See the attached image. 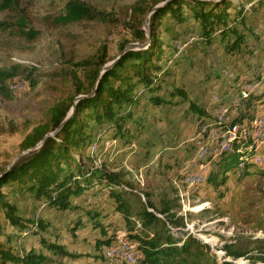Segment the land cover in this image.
Wrapping results in <instances>:
<instances>
[{
    "label": "rangeland",
    "instance_id": "1",
    "mask_svg": "<svg viewBox=\"0 0 264 264\" xmlns=\"http://www.w3.org/2000/svg\"><path fill=\"white\" fill-rule=\"evenodd\" d=\"M12 1L14 8L0 13V21L17 23L25 17L29 26L26 30L38 32L35 41H28L24 37H16L13 29L0 31V70L12 74V78L6 82L5 94L8 98L0 95V122L6 125L14 123L22 129L28 121L42 120L50 106L67 100L75 93L73 73L86 86L90 84V68L79 67L80 63L92 62L96 66L107 48L108 65L118 59L128 46L146 42L136 41L133 30L140 26L141 21L140 29L148 33L153 13L137 16L132 10L133 6L145 1L147 7L155 4L158 7L172 0H78L104 13L116 14L119 20L116 23L81 21L59 28L47 26L45 18L64 14L66 4L73 0ZM232 1L238 3V0ZM250 18L252 25L264 35V6ZM145 22L148 28L144 26ZM164 24L174 27L168 20ZM197 29L194 23L189 22L182 25V31L175 25L173 31L178 32L179 39L182 37L178 41L183 42L175 41L178 49L176 56L172 47L167 45V58L162 66L170 73L163 76L160 82L163 87L160 95L171 98L173 103L153 105L147 100L148 94L143 93L142 86L139 87L138 95L142 94L143 102L134 111L137 124L130 126L131 136L125 140L115 139L106 125L93 123V131L90 132L93 143L86 152L89 154L77 157L87 167L94 165L127 173L126 181L133 188L134 211L147 201L144 193H152L153 199L158 201L163 192L174 198V188L177 187L182 210L180 215L187 217L186 231L204 243L208 242L219 263L225 257L221 247L226 243H236L239 247L244 245L253 249V253L247 256L253 258H240L235 263L264 264L257 253L258 248L263 246L258 240H264V178L258 173L263 168L251 164L247 177H237V172H229L227 184L221 186L207 182L201 187L186 186L182 179L176 182L178 175L181 174L182 178L184 170L198 162L197 145L204 142L215 147L218 144L216 140L211 139L210 142L205 138L217 126L218 111L220 114L227 111L226 119L229 122L226 128L232 126L233 117L244 111V103L236 108L235 101L240 98L242 102L248 97L250 93L243 92V82L248 79L256 84L262 75L264 62V41L255 43L249 40L243 44L245 46L241 47V52L231 55L226 46L220 45L219 38L213 45L195 44L196 38L191 35ZM174 87L186 90L189 101H197L201 105L207 103L211 117H204L200 121L190 112L188 101L174 104L180 100L172 96ZM94 90L89 89L79 96L93 97ZM254 93L264 94V82L260 91ZM263 99L255 104L253 121L262 111L264 113ZM245 123H250L248 118L235 125L244 127ZM23 139L22 132L0 135V174L23 154L20 149ZM87 155L94 161L90 162ZM213 158L206 159L207 170L204 168L203 172L206 179L217 168V165L214 166L217 159ZM213 166L214 169L211 168ZM124 188L127 189L126 186ZM10 190L8 186L5 187L6 194ZM14 199L19 201L17 205L25 214L34 215L36 222L42 215L46 217L43 214L44 205L28 212V201L22 204L20 197L8 196L9 201L14 202ZM72 215V218L76 217L75 212ZM0 226L6 233L14 231L1 208ZM138 227L141 228L140 223ZM6 233L0 235V241H5ZM27 235L28 232L23 237ZM39 235L51 241L49 233L44 230ZM23 237L18 240L17 249L22 247ZM76 238V235H72L63 240L67 247H71ZM133 244L138 247V244Z\"/></svg>",
    "mask_w": 264,
    "mask_h": 264
},
{
    "label": "trees",
    "instance_id": "2",
    "mask_svg": "<svg viewBox=\"0 0 264 264\" xmlns=\"http://www.w3.org/2000/svg\"><path fill=\"white\" fill-rule=\"evenodd\" d=\"M144 2L137 3L132 10L135 15L141 17L148 12L153 13L150 22L151 40L145 49L126 52L120 61L100 78L101 70L109 60L108 49L105 48L101 61L96 66L92 62L78 65L90 68L88 73L90 84L86 86L76 73H73L75 93L67 100H61L50 106L42 120L28 121L22 129L14 123L6 125L0 122V135L22 132L24 135L20 144L22 152L35 149L47 134L58 131L55 136L48 137L42 147L23 155L10 169L8 165L0 174V208L3 209L4 218L16 231V233H6L4 243L0 241V264L54 263L51 258L34 250L23 253L15 248L24 233L28 232L26 237L36 236L47 229L48 223L44 219L36 222L34 215L25 214L18 207L17 199H14V202L9 201V195L20 197L22 203L30 202L27 207L28 212L32 209L36 210L38 205H44L50 210L82 211L84 215H79L72 225L73 232L83 225V219L86 217L87 221L99 231L100 236L96 238L99 249L116 246L122 238H126L138 244V250L142 254L139 264H238L234 261L247 258L253 253V249L247 246L239 247L236 243H226L221 247L225 257L219 263L209 244L186 231L187 217L180 215L182 210L177 187L174 188V198L163 192L158 201L153 199L152 193H144L147 201L134 211L133 188L126 181L127 173L122 170H109L106 167L97 168L94 165L87 167L82 159L77 157L85 155L93 143V136L90 133L93 131V123L106 125L115 139L125 140L131 136L130 126L137 124L134 111L143 102L142 94L138 95L139 87L142 86L143 93L148 94L147 100L153 105L173 103L171 98L160 95L163 88L160 82L163 81V76L170 73L162 66L163 60L167 58V45L172 47L176 56L178 49L174 43L182 38L179 39L178 32L173 31L175 25L179 31H182V25L188 22L194 23L198 27L191 35L196 38L195 44L213 45L219 38L222 43L220 45L226 46L231 55L241 52V47H244L243 44L249 40L255 43L264 41V35H261L249 20L252 15L261 11L264 0H238V3L232 0L217 2L172 0L155 11L153 10L157 4L147 7ZM13 8L12 0H0V13ZM118 20L116 14L104 13L78 0L68 2L64 14L45 18L47 26L52 28L69 26L81 21L116 23ZM165 20L174 27H166ZM139 25L138 28H134L133 37L139 42L147 41V33L140 29L141 21ZM27 28L29 26L25 17L17 23L0 21V31L13 29L16 37L35 41L38 32L27 31ZM11 78L10 72L0 70V95L4 98H8L5 94L6 82ZM245 81L252 82L248 79ZM89 89H95V95L79 100L74 115L64 123L77 96L85 94ZM174 89L172 96L180 99L174 104L179 105L188 101L190 112L198 116L200 121L204 120V117H211L207 103L201 105L197 101H189L186 90L176 87ZM263 98L264 94L261 96L256 93H250L245 100L241 98L243 102L245 101L244 111L233 117L232 125L243 123V120L248 118L250 127L256 110L255 104ZM248 139L250 141L246 142ZM233 148L232 152H220L216 158H213V160L217 159L214 163L217 168L209 173L207 183L226 185L229 172H237V177H247L250 174L247 169L251 166L249 161L255 153V142L251 138L237 135ZM87 156L90 162L94 161L89 155ZM197 164L207 166L206 159L198 161ZM241 164L246 165L245 169L241 168ZM258 173L264 178V169L259 170ZM177 181H181V174L178 175ZM6 186L11 189L7 194ZM87 194L102 195L110 207L81 210L74 202L76 198ZM113 215L122 216L123 226L106 223ZM138 223L141 224V228L138 227ZM123 229L126 232H120ZM2 233H5V230L0 226V235ZM122 233L125 234L120 237ZM258 241L263 245L258 248V259L264 262V240ZM41 242L50 252L60 257H80L60 245L46 243L44 239H41Z\"/></svg>",
    "mask_w": 264,
    "mask_h": 264
},
{
    "label": "crops",
    "instance_id": "3",
    "mask_svg": "<svg viewBox=\"0 0 264 264\" xmlns=\"http://www.w3.org/2000/svg\"><path fill=\"white\" fill-rule=\"evenodd\" d=\"M97 190V189H95ZM25 204V203H22ZM29 204H31L29 202ZM74 204L79 206L81 210L83 209H92L95 207H107L110 205L105 201V197L102 195H83L76 198ZM40 205L37 206V208ZM36 208V209H37ZM75 212V216L73 217V213ZM45 213L46 217H40V219H44L48 223V227L44 230L46 233H49L51 241H44L50 244H57L65 248L67 251L74 253L76 255H80L78 258H68V257H60L59 255L53 254L49 251V249L42 244L40 233L38 235H31L25 237L23 239V245L20 249H17L20 252H30L31 250L36 251L37 253L43 254L53 260L54 263L51 264H124L118 260H109L106 258V251L110 249V247H97L96 238L100 236L99 231L96 230L87 218L83 219V225L73 232L72 225L74 224L75 219L79 217V215H84L82 211L80 213L74 210H66V211H58L49 208H45L43 210V214ZM118 217V219H116ZM51 217V218H50ZM39 219V220H40ZM122 219V220H121ZM107 224L113 223L115 226H123V218L120 215H113L108 218L106 221ZM12 227V226H11ZM113 229L115 227H112ZM51 229V230H50ZM125 230H121L120 232H124ZM112 231H109L111 233ZM126 232V231H125ZM6 233V231H5ZM12 233H16L15 229ZM119 233V232H118ZM67 235V236H66ZM76 235L77 238L72 243L71 247H67L63 239L68 238V236ZM84 237L83 239H81ZM32 240V241H31ZM131 242V241H130ZM136 243V242H133ZM137 244V243H136ZM22 253V254H23ZM87 253V254H86ZM104 253V255H103ZM100 256V257H99Z\"/></svg>",
    "mask_w": 264,
    "mask_h": 264
},
{
    "label": "bare ground",
    "instance_id": "4",
    "mask_svg": "<svg viewBox=\"0 0 264 264\" xmlns=\"http://www.w3.org/2000/svg\"><path fill=\"white\" fill-rule=\"evenodd\" d=\"M261 69H262L261 71L262 75L258 77L259 79L257 80L256 84H253L252 82H248V81L243 82L245 83L243 84V87H242L243 92L254 93V92L260 91L261 87L263 86V82H264V62L262 64ZM235 102H236V108H239L244 103L243 101L240 102V98L238 101H235ZM226 113L227 111L225 110H224V113L222 114H220V112L218 111L217 126L212 128L209 134H207L208 137L207 136L205 137L207 141H210V142H212L211 139L216 140L219 145L217 144L215 147L214 146L210 147L209 144H206L204 142H202L201 145L200 144L197 145L198 146L197 155L199 157L198 161L207 159L209 157L216 158L220 152H232L234 149L233 143L235 141V138L237 135H240L242 137L251 138L255 142V153H254L253 158L249 161V165L254 164L264 169V162H262L264 161V113L263 111L262 113H260L259 115L255 117L250 127H249V124L245 123L246 125L244 127H241L240 125H232L229 128H224V126L227 125V123L229 122L228 121L229 119H226L227 118ZM196 166L198 167L196 168ZM214 166L211 168L214 169ZM240 166L241 168H244L246 165L241 164ZM204 168H206V166H202L197 163H195L192 166H189L182 173V178H181L182 182L186 186L187 185L188 186H202L206 182V176L203 174ZM124 244H131L132 250L125 251ZM108 250H111V254H121V256L120 255L111 256ZM106 258L109 260H118L124 264H125V261H128V260L129 262L126 264H139L142 259V254L138 250V247L135 244H133L127 239L122 238V240L119 242L118 245L110 247V249L107 248Z\"/></svg>",
    "mask_w": 264,
    "mask_h": 264
},
{
    "label": "water",
    "instance_id": "5",
    "mask_svg": "<svg viewBox=\"0 0 264 264\" xmlns=\"http://www.w3.org/2000/svg\"><path fill=\"white\" fill-rule=\"evenodd\" d=\"M207 1H210V2H217V1H219V0H207ZM167 3H168V2H167ZM167 3H166V4H167ZM166 4H164V5H162V6H165ZM162 6L155 7L153 11H155L157 8L162 7ZM144 26H145L146 28H148V25H147L146 22L144 23ZM147 36H148V39H147L146 42H144V43H142V44H133V45L128 46V47L125 49L124 53H123L118 59H116V60L113 61L112 63H110V64L104 66L103 69L101 70L100 78L103 76V74H104L105 72H107L108 70H110L111 68H113V67H114V66L120 61V59L123 57V55H124L126 52H128V51H135V50H143V49H145V48L149 45L150 40H151V30L147 33ZM100 78H99V79H100ZM95 91H96V90H94V93H93L92 95L95 94ZM88 97H89V96H79V97L76 98V101H75V103H74V105H73V107H72V110H71L70 114L68 115V117L65 119L64 123H65L67 120H69V119L74 115L77 102H78L79 100H81V99L88 98ZM64 123H63V124H64ZM57 132H58V131L47 134L46 137H45V139H44L43 141H41L40 143H38V145H37V147H36L35 149H31V150H28V151L23 152L22 155H20L19 157H17V158L13 161V163L10 164V166L8 167V169H10V168H11V167H12L17 161H19V159H20L23 155H25V154H27V153L33 151V150H36V149H39L40 147H42L43 144H44V142H45V140H46L48 137H53V136H55ZM206 243L209 244L208 242H206Z\"/></svg>",
    "mask_w": 264,
    "mask_h": 264
},
{
    "label": "built area",
    "instance_id": "6",
    "mask_svg": "<svg viewBox=\"0 0 264 264\" xmlns=\"http://www.w3.org/2000/svg\"><path fill=\"white\" fill-rule=\"evenodd\" d=\"M234 111H233V113H234ZM262 162H264V161H262ZM198 174H200V173H198ZM124 245H125V251L132 250V245L131 244H124ZM108 252L111 254V250H108ZM113 255H120L121 256V254H111V256H113ZM128 262H129V260L128 261H125V264L128 263Z\"/></svg>",
    "mask_w": 264,
    "mask_h": 264
}]
</instances>
